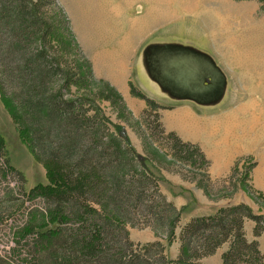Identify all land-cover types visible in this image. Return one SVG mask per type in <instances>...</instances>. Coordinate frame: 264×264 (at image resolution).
Wrapping results in <instances>:
<instances>
[{
	"label": "trees",
	"instance_id": "obj_1",
	"mask_svg": "<svg viewBox=\"0 0 264 264\" xmlns=\"http://www.w3.org/2000/svg\"><path fill=\"white\" fill-rule=\"evenodd\" d=\"M54 2L0 0V100L48 179L26 188V175L12 163L0 134V215L14 223L0 264H203L219 249L221 264H264L257 240L264 214L240 200L183 221L182 207L160 190L150 170L152 147H159L153 140H163L183 165L203 167L202 176L181 175L209 198L230 197L247 187L245 181L212 193L205 152L166 130L160 110L167 107L129 82L131 95L148 106L142 110L144 129L128 124L140 137V160L124 126L113 123L96 99L112 100L130 118L126 102L108 81L94 78L67 15ZM72 51V59L65 57ZM16 209L22 210L19 223L9 216ZM247 221L253 223L250 240ZM127 225L150 227L155 237L140 245L130 239ZM159 229L167 244L178 242L173 260L166 257Z\"/></svg>",
	"mask_w": 264,
	"mask_h": 264
},
{
	"label": "rangeland",
	"instance_id": "obj_2",
	"mask_svg": "<svg viewBox=\"0 0 264 264\" xmlns=\"http://www.w3.org/2000/svg\"><path fill=\"white\" fill-rule=\"evenodd\" d=\"M67 2L76 14L86 13L87 22L78 30L83 45L72 29L80 54L98 60L102 66L112 65L114 74L115 63L119 67L123 61L126 74L130 73L146 95L165 107H179L169 112L174 115L170 122L197 142L210 159L211 192H220L224 185L232 189L234 183L245 181L247 187H238L230 197L209 198L194 181L181 175L202 176L203 167L183 165L169 155L163 140L154 139L159 147H152L156 157L148 163L150 170L167 198L186 203L182 219L240 200L254 213L264 214V0H55L68 16ZM65 57L72 59L74 52H67ZM94 78L111 84L106 78ZM96 103L113 123L124 126L143 160L140 137L128 124L137 122L142 129L147 126L142 117L146 102L129 96L126 105L130 118L112 100L98 96ZM213 126L217 127L215 132H211ZM0 134L12 163L26 175V188L46 183L44 164L22 141L1 100ZM18 209L9 214L16 223L21 220L22 210ZM1 215L0 254L4 255L11 244L14 223L8 219L6 223L8 214ZM126 229L130 239L135 237L140 245L154 239L156 232L144 226L127 225ZM163 231L159 229L157 234L167 244ZM248 238L252 239L251 232ZM257 240L264 247V231ZM177 251L178 242L167 244V259H175ZM216 260L221 264L220 257Z\"/></svg>",
	"mask_w": 264,
	"mask_h": 264
},
{
	"label": "crops",
	"instance_id": "obj_3",
	"mask_svg": "<svg viewBox=\"0 0 264 264\" xmlns=\"http://www.w3.org/2000/svg\"><path fill=\"white\" fill-rule=\"evenodd\" d=\"M65 1H68V0H65ZM134 2V0H131V3ZM136 4V3H135ZM70 3H66V9H67V14L69 17V21H70V26H71V29H73L77 35V38L79 40V42L81 43V45H83L82 43V37L80 35V33H78V30H80L82 28V26L87 22V17H86V13L85 12H81L80 14H76L75 10H74V6L72 5L70 7ZM145 15H143L144 17ZM91 63H92V69H93V75H95L96 77H99V78H106L107 80H109L111 82V84H113L116 88H117V91H119L123 97V99L125 100L126 104L128 102V98L129 96H131V93H130V88H129V83H127L128 81L131 82L132 79H131V76H130V73H127V66L126 64L121 61L119 63V67L117 66V64L115 63V66H114V70H117L114 74V72H111L112 70V65H105V66H102L101 63H99L98 60H93V59H90ZM117 66V67H116ZM122 67V68H120ZM113 71V70H112ZM129 76V78H127ZM147 75H145L146 77ZM118 77V78H117ZM126 78V80L124 79ZM131 80V81H130ZM133 82V81H132ZM133 85H135L136 87L139 88V86H137L136 84H134V82L132 83ZM142 92L143 89L139 88ZM145 93V92H144ZM147 94V93H146ZM133 96V95H132ZM149 97H151L150 95H148ZM153 98V97H151ZM155 101H157L155 98H153ZM158 102V101H157ZM167 107V106H166ZM167 108H172V109H166V108H163V110H165L166 112H162L161 113V110H160V115H161V120L163 122V125L165 127L166 130H173L175 131L183 140H188V141H191V138L186 136L185 134L183 135V132L180 131L178 128H177V125L176 124H172L170 122V118L173 117L174 115H172L171 113H169L171 110H174V109H177L179 107H167ZM191 113V110H187ZM193 114V113H191ZM176 116V115H175ZM217 130V127L216 126H213L211 128V132H215ZM191 142H195V141H191ZM197 143V142H196ZM211 165V164H210ZM165 194V192H163ZM169 198V197H168ZM170 200H172L174 202V204L177 206V207H182L184 205H186V203H183V202H177V200L175 199H171L169 198ZM245 202V201H244ZM225 205V204H224ZM222 206V205H220ZM218 209V207H217ZM216 209V210H217ZM215 210V211H216ZM214 212V211H213ZM211 212V213H213ZM211 213H191L189 215H187V217L183 220V221H186L188 218L190 217H195V216H202V215H208V214H211ZM252 228H253V223L252 222H246L245 223V233H246V237L247 239L248 238V234L251 232L252 233ZM131 239L133 241H136L138 242V240L135 239V237L131 236ZM153 240V239H151ZM151 240H148V241H151ZM260 241V239H259ZM259 248L261 250H264V247H261L260 244H259ZM221 253H222V249H219L217 250L213 255L211 256H208V257H205L202 259L203 263L204 264H219L216 260V257H220L221 256ZM211 258H214L213 261H211L210 259ZM220 261H221V258H220Z\"/></svg>",
	"mask_w": 264,
	"mask_h": 264
},
{
	"label": "flooded vegetation",
	"instance_id": "obj_4",
	"mask_svg": "<svg viewBox=\"0 0 264 264\" xmlns=\"http://www.w3.org/2000/svg\"><path fill=\"white\" fill-rule=\"evenodd\" d=\"M179 71H180V70H179ZM191 78H192V77H191ZM192 79H193V78H192ZM193 80H194V79H193ZM194 81H195V80H194ZM204 81H208V79L205 78ZM196 86H197V85H196ZM197 88H199V87H197ZM200 89H202V88H200Z\"/></svg>",
	"mask_w": 264,
	"mask_h": 264
},
{
	"label": "water",
	"instance_id": "obj_5",
	"mask_svg": "<svg viewBox=\"0 0 264 264\" xmlns=\"http://www.w3.org/2000/svg\"><path fill=\"white\" fill-rule=\"evenodd\" d=\"M137 157L139 158V157H140V155H139V154H137Z\"/></svg>",
	"mask_w": 264,
	"mask_h": 264
}]
</instances>
